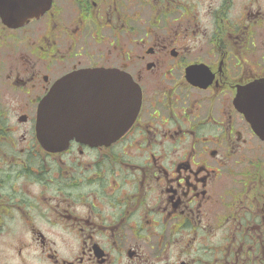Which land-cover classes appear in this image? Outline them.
<instances>
[{"label":"flooded vegetation","instance_id":"obj_1","mask_svg":"<svg viewBox=\"0 0 264 264\" xmlns=\"http://www.w3.org/2000/svg\"><path fill=\"white\" fill-rule=\"evenodd\" d=\"M258 80L264 0H0V264H264Z\"/></svg>","mask_w":264,"mask_h":264},{"label":"water","instance_id":"obj_2","mask_svg":"<svg viewBox=\"0 0 264 264\" xmlns=\"http://www.w3.org/2000/svg\"><path fill=\"white\" fill-rule=\"evenodd\" d=\"M56 90H52L50 94L44 99L40 106V131L41 136L45 140L46 144L50 147H64L74 137L75 134L70 132L69 134L60 133L59 131L65 126L57 125L54 118V98ZM242 111L248 118V122L252 126L255 133L264 140V81L260 80L254 82L248 90V102L244 103ZM134 118L130 121H114L110 120V133L109 140H115L122 133L117 132V128L120 123L127 124L128 126L133 122ZM58 121V120H57ZM59 122V121H58ZM114 130V132H112Z\"/></svg>","mask_w":264,"mask_h":264}]
</instances>
